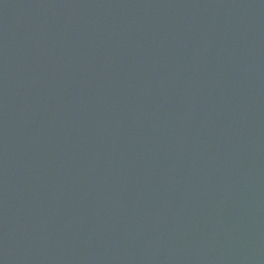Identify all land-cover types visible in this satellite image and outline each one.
Returning <instances> with one entry per match:
<instances>
[{
	"label": "water",
	"instance_id": "obj_1",
	"mask_svg": "<svg viewBox=\"0 0 264 264\" xmlns=\"http://www.w3.org/2000/svg\"><path fill=\"white\" fill-rule=\"evenodd\" d=\"M0 264H264V0H0Z\"/></svg>",
	"mask_w": 264,
	"mask_h": 264
}]
</instances>
